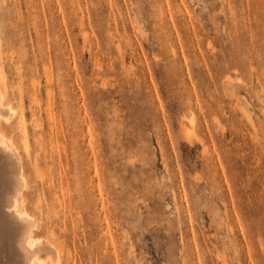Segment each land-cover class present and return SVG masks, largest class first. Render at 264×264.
Returning <instances> with one entry per match:
<instances>
[{"label": "rangeland", "instance_id": "1", "mask_svg": "<svg viewBox=\"0 0 264 264\" xmlns=\"http://www.w3.org/2000/svg\"><path fill=\"white\" fill-rule=\"evenodd\" d=\"M0 78L65 264H264V0H0Z\"/></svg>", "mask_w": 264, "mask_h": 264}, {"label": "bare ground", "instance_id": "2", "mask_svg": "<svg viewBox=\"0 0 264 264\" xmlns=\"http://www.w3.org/2000/svg\"><path fill=\"white\" fill-rule=\"evenodd\" d=\"M14 115L15 108L0 81V264H65L69 253L64 254L55 238L48 237L44 241L36 235L34 228L38 220L24 203L27 177L22 158L18 146L1 126ZM188 120L192 125L194 117ZM5 257H9V261H4Z\"/></svg>", "mask_w": 264, "mask_h": 264}]
</instances>
